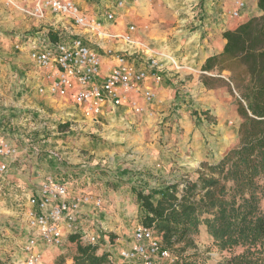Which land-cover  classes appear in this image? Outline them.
I'll return each mask as SVG.
<instances>
[{"label":"rangeland","instance_id":"rangeland-1","mask_svg":"<svg viewBox=\"0 0 264 264\" xmlns=\"http://www.w3.org/2000/svg\"><path fill=\"white\" fill-rule=\"evenodd\" d=\"M150 2L155 13H163L164 18L175 14L178 18H182L184 15L183 0H150ZM197 8L199 9L200 5ZM29 19L0 5V51L2 53L12 54V50L8 51V49L15 46L17 36L34 33L40 29L41 21L37 23V20L35 22V19ZM143 24L146 29L149 28L146 27L149 24ZM163 24L167 28L174 23L163 22ZM14 51L18 53V50H13V53ZM26 51L24 54L28 56ZM29 64L31 65L30 60ZM202 75L203 72L200 71L196 81L192 78L189 87L182 88L183 81L176 82L177 94L174 96L173 106L167 110L143 112L139 116H149L143 124H132L131 127L126 124L114 126L112 122L107 128L101 126L95 129L96 131H93L94 128L88 129L84 124L78 130H70V125L62 128V125L69 123L65 108L72 107L73 103L59 97H52L51 101L48 99V102H45L44 97L48 95L35 98L36 95H41L38 92L37 83L30 85L32 91L30 93L20 94L12 90L8 93H0L1 106L21 104L25 107L38 105L40 102L46 109L38 112L35 108L25 107L17 111L15 114L17 119L9 117L11 122L14 121L13 131L16 134L21 132L19 128H23L18 126L22 119L30 116L36 121V118L42 115L41 117L46 118L50 124L58 125L59 132L62 133L59 136L52 135L53 130H49L47 137H50V145L72 144V148L68 149L72 151L77 149L76 158L84 157L87 161L88 168H81L83 164L77 159L76 163L63 164L66 166V174L63 176H46L44 179L53 177L68 181L69 184L72 183L70 187L73 195L91 198V203L83 204L82 222L85 228L100 234L101 238L97 244L99 252L101 248H105V245L116 244V238H126L127 235L132 234L138 223H143L147 212L138 200L139 190L150 194L156 201L160 196L159 193L154 192L160 190L159 187H166L185 179L187 175L193 174L204 161L211 164L218 163L231 148L237 145V131L241 119L239 117V122L236 124L230 117L231 108L233 112L237 111L236 98L231 95L227 86L206 88L201 80ZM206 111L210 113L209 118L204 115ZM224 114L228 117L226 122L222 118ZM2 119L0 115V121ZM77 119L81 118L77 117ZM79 123L74 122L73 125ZM3 133L7 134L9 130L1 127L0 136ZM38 135L37 132L32 138L35 139ZM5 137L8 139L13 136L10 134ZM21 140L22 138L18 141L14 140L15 143L12 141V144L18 149L25 148L26 144ZM154 142L158 146L156 152L154 146L151 148ZM33 144L37 146L38 140H33ZM25 188L36 192L39 185ZM260 197L261 209L264 211V189L260 192ZM98 199H102L103 204L100 207L95 206L94 203ZM101 212L107 216L103 222L100 218ZM193 239L194 247L183 250L184 244H180L171 249L177 259L165 264H219L243 251L242 247L230 251L221 250L203 224L200 225V230ZM68 247H74V244ZM71 254L70 251L62 254L55 253L54 255L57 256L55 262L62 255ZM44 261L45 264H50L46 259ZM0 264L9 263L8 260L0 258Z\"/></svg>","mask_w":264,"mask_h":264},{"label":"built area","instance_id":"built-area-1","mask_svg":"<svg viewBox=\"0 0 264 264\" xmlns=\"http://www.w3.org/2000/svg\"><path fill=\"white\" fill-rule=\"evenodd\" d=\"M0 5L42 22L36 32L17 36L16 48L26 49L30 61L42 72L46 82L38 92L71 101L85 120L96 123L119 108L136 115L150 111L157 98L150 82L161 84L171 67L184 69L163 48L138 37V25L110 30L106 22L116 23L125 0H113L100 14L89 13L76 0H0ZM244 7L238 2L233 15L240 17ZM194 12L201 15L198 8ZM110 41L117 47H107ZM106 63L110 65L108 70ZM18 152L9 139L0 137L3 180L9 160L15 159ZM49 155L59 162L64 159L57 149L50 150ZM14 194V212L23 220L26 233L17 244L18 255L14 254L9 264H42L43 248L63 250L72 236L77 237L76 242L71 241L73 244L99 243L100 234L85 228L82 222L83 204L91 203V198L73 195L68 181L47 177L36 192L14 187ZM94 203L97 207L103 204L102 199ZM176 259L165 246L162 233L143 223L134 227L131 245L109 253V264H165Z\"/></svg>","mask_w":264,"mask_h":264},{"label":"trees","instance_id":"trees-1","mask_svg":"<svg viewBox=\"0 0 264 264\" xmlns=\"http://www.w3.org/2000/svg\"><path fill=\"white\" fill-rule=\"evenodd\" d=\"M258 8L261 15L223 33V51L208 57L202 66L206 88L227 86L236 98L241 119L237 145L218 163L204 161L193 174L167 185L156 201L148 193H137L147 212L143 224L155 226L170 250L180 244L183 250L194 247L193 236L202 224L221 250L243 248L219 264H264L260 204L264 189V0H258ZM209 114L204 112L208 118ZM76 240L71 237L72 242ZM68 260L71 264H109V254H100L98 245L77 242L75 251L62 255L55 264Z\"/></svg>","mask_w":264,"mask_h":264},{"label":"crops","instance_id":"crops-1","mask_svg":"<svg viewBox=\"0 0 264 264\" xmlns=\"http://www.w3.org/2000/svg\"><path fill=\"white\" fill-rule=\"evenodd\" d=\"M76 1L81 4L84 10L95 14L102 13L101 11L104 10L105 7L113 3V0ZM125 2L126 5L123 10L119 12L116 23L111 24L106 22L110 30L122 31L126 30L129 24H136L139 27L136 33L138 37L155 43L168 54L172 55L176 61L184 65V69L182 70L171 67L161 84L155 85L153 82H150L154 85L157 93V98L150 107L153 111L167 110L169 107L173 106L175 100L174 96L177 94L175 90L176 82L183 81V88L191 85L190 81L192 78L196 81L206 59L223 51L226 44V40L223 37L225 31L234 30L251 17L262 14L258 8V0H183L184 10L182 12L184 15L182 18H178L176 14L164 18L163 13H155V9L150 0H138L137 2L125 0ZM238 2H243L245 7L241 10V16L235 17L233 12L237 9ZM196 5H200V16L196 15L194 12L197 8ZM166 11L168 12V10ZM163 22L174 24L166 28ZM37 23L40 22L37 21ZM143 23L149 24L147 26L145 25L149 28L146 29ZM106 46L111 48L117 47V45L111 41L106 42ZM11 50L12 54L9 52H3V54L2 51H0V93H8L10 90H12V92L17 91L20 94L30 93L32 92L30 85L37 83L39 87L42 83L46 82L42 80V72L39 71L31 61V65L29 64L30 59L24 54L26 49H17L15 44V46H11V48L8 49V51ZM13 50H18V53L14 51V54ZM107 63L106 70L110 68V65ZM39 97H44V95H36L35 98ZM51 98V96H45V102H48V99L51 101ZM25 107L35 108L38 112L46 110L40 102L38 105L33 104ZM25 107L21 104L8 106L0 105V115L3 117L2 121H0V128L5 127L6 130H9V133H3L1 136H9L11 134L13 137H10L11 139L8 138L10 142H14V140L18 141L19 138H22L21 141L26 144L25 148L18 149V156L15 159L9 160L8 174L5 179L3 180L0 177V258L2 260H8V263L14 254L18 255V253L15 252L17 244L24 239L26 233V226L23 220L18 217L17 212H14L16 202L14 187H19L21 189H26L25 187L27 186L36 187V185L41 184L46 176H63L66 174V166L63 164L76 163L78 162L76 160L79 159L76 158L78 154L77 149L73 151L68 149L72 148V144L64 146L50 145L51 140L50 137H47V132L53 130L52 135L58 136L62 133L59 132L58 125L50 124L46 118L41 117L42 115L36 118V121L34 119L32 120L30 116L22 119L18 126H22L23 128H19L18 130L21 132L16 134L15 131H13L15 128L14 121L11 122L9 117L15 119L17 111H21V109L23 110ZM65 111L69 121L67 124L72 126V130H78L85 125L88 129L94 128L93 131H96L101 126L107 128L112 122L114 126H123V124H126L131 127L132 124H143L145 119L149 117H147V115L139 116L132 114L127 111L126 108H119L116 112H111L100 117L98 122L94 123L85 120L82 114L76 110L75 105L66 107ZM231 111L230 117L237 124L239 122L238 112H233L232 108ZM62 114L64 115V113H61V115ZM77 117L81 119H77ZM222 118L225 122L228 119L226 114H224ZM74 122L80 123L75 125V127L73 125ZM37 132L39 135L35 139L38 140V145L35 146L33 144V140L35 139L32 138V136H36ZM151 145V148L154 146L156 152L158 149L157 143L154 142V144ZM53 149H57L61 152L64 158L63 161L59 162L49 155V151ZM150 151L152 152L153 150L151 149ZM91 153H93V151ZM82 158L83 159H79L83 164L80 167L88 168L86 166L87 161L84 157ZM3 161L4 159L0 158V164ZM164 188L165 186L159 187L160 190L154 193H159L158 195L161 197ZM29 191L32 192V190ZM139 191L145 193L143 190ZM82 214H84L83 209ZM100 218L103 222L107 216L106 214L104 216L103 212H101ZM132 243L133 232L127 235L126 238H116V244L110 243L109 245H105V248H101L99 253L106 252L109 254L114 249L128 246ZM66 246L67 247L63 250L58 247L43 248L45 259L50 264H54L57 258V256L54 255L55 253L62 254L67 251L73 253L77 244L69 248L68 246H73V243L70 241ZM45 259H43L42 264H45Z\"/></svg>","mask_w":264,"mask_h":264}]
</instances>
